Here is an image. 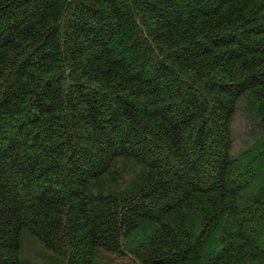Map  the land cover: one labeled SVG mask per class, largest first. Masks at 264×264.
<instances>
[{
	"label": "trees",
	"instance_id": "obj_1",
	"mask_svg": "<svg viewBox=\"0 0 264 264\" xmlns=\"http://www.w3.org/2000/svg\"><path fill=\"white\" fill-rule=\"evenodd\" d=\"M0 264H264V0H0Z\"/></svg>",
	"mask_w": 264,
	"mask_h": 264
},
{
	"label": "rangeland",
	"instance_id": "obj_2",
	"mask_svg": "<svg viewBox=\"0 0 264 264\" xmlns=\"http://www.w3.org/2000/svg\"><path fill=\"white\" fill-rule=\"evenodd\" d=\"M245 119H242V117L237 118V122L235 123V129H234V140H235V147L234 152L235 155L239 152L243 151V145L247 144V139L245 138L243 134V130L245 127L244 123ZM23 257L25 260H43L44 262L48 263V256L44 254L42 250H40L36 244L33 243V240L29 237L25 238L24 241V250H23Z\"/></svg>",
	"mask_w": 264,
	"mask_h": 264
}]
</instances>
